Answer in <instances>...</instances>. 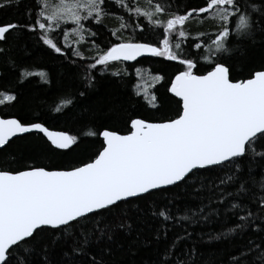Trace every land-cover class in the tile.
<instances>
[{"label":"snow or ice","instance_id":"snow-or-ice-1","mask_svg":"<svg viewBox=\"0 0 264 264\" xmlns=\"http://www.w3.org/2000/svg\"><path fill=\"white\" fill-rule=\"evenodd\" d=\"M22 3L18 20L0 24V59L20 67L9 41L18 33L16 44L33 37L62 68L77 69L66 72L76 87L58 89L59 102L51 110L67 116L79 104V129L53 131L40 116L0 118V264H137L135 257L149 247L153 258L138 264H186L181 257L194 233L229 245L240 242L225 264H264V191L253 198L255 167L264 189V0H201L185 4L183 11L173 10L170 0H0V10ZM112 7L124 14L111 31L115 41L94 46L97 54L81 78L77 60L88 57L80 45L86 35L97 36L86 24L103 25L114 16ZM125 15L135 22H126ZM197 18L213 31L191 37L186 29ZM129 28L132 35L124 37ZM142 57L179 65L164 85L163 99L153 89L164 75L132 65L134 95L143 98L152 116L128 115L122 104L84 103L97 91V66L103 76ZM110 75L125 86L124 77L131 79L127 67ZM28 77L50 83L43 70L25 67L19 82ZM17 98L0 93V105ZM166 102L176 105L174 116H156ZM25 134L36 137L35 154L10 153L13 138ZM88 143L97 146L75 166L35 162ZM201 170L217 172L216 180L201 179ZM182 185L195 201L182 209L172 200L149 199ZM137 222L147 225L148 235ZM192 225L201 231H188ZM177 227L183 235L169 239Z\"/></svg>","mask_w":264,"mask_h":264},{"label":"trees","instance_id":"trees-1","mask_svg":"<svg viewBox=\"0 0 264 264\" xmlns=\"http://www.w3.org/2000/svg\"><path fill=\"white\" fill-rule=\"evenodd\" d=\"M173 5V10L179 8L183 11L185 4H200L201 0H170ZM24 3H22L19 8L9 7L5 10H0V24H6L20 18V14L23 12ZM111 12L114 14L110 15L107 18L103 25L97 26L95 24L87 25L92 30L97 31L96 37L85 36V42L80 45L81 51L84 53L85 57H88L86 60H77V63L82 66L80 70L81 78L84 75L83 69L86 68L87 63L91 62V57L94 55V46H99L104 48L110 44V42L115 41V37L111 36V31L115 30L118 27L116 19L120 15L121 10L116 7L111 8ZM125 20L128 23H134L133 20L128 21L125 15ZM187 31H189L191 37H195L199 31H208L211 32L213 29L209 28L207 25H202L197 18L196 20L189 22L187 26ZM18 33H13L9 37V41L12 43V53L15 57L16 63L20 65L19 68H12L9 64H6L3 59H0V93L3 94H13L17 95V100L7 103L5 105H0V116L1 117H15L22 120H27L29 118L40 116L41 120L46 122L51 130L58 131H69L70 133H75L79 129V124L75 122V118L80 114V105L77 104L75 108L72 109V114L64 115L63 113H55L52 111L54 107V102L58 103V96L62 86L66 87L71 85L74 89L76 87L75 80L72 77L66 75L67 71L76 72L77 69H66L60 66V59L54 58L53 56L47 55L41 50V46L35 43V39L30 36H25L23 38V43L16 44L14 37ZM132 35V29L129 28L123 32L124 37ZM187 54L188 45H184ZM25 49L30 50L25 51ZM192 52H196L193 48ZM70 55V53H69ZM193 58V57H190ZM197 60H200L203 63L202 58L199 56L194 57ZM75 59V57H73ZM139 67L145 70H150L153 74H162L165 77V81L161 84H157L153 91L159 95L161 99L165 97V84L168 79L176 72L179 65L176 62L164 61L162 58H152V57H142L139 58V63L131 62L124 65H116L112 69H109L107 73L103 76L100 75V66H97V69L94 70L97 74V79L99 81L97 91H95L87 101H84L85 104L93 106H108V105H124L126 108L130 109L127 113L128 115L138 116H152L153 110L147 107L144 103L142 97H137L134 95V85L137 83L135 71L132 67ZM27 67L30 71H45L48 73V78L50 83L44 84L39 77H28L23 81L19 82V72L25 70ZM127 67L129 76L124 77L126 81V86L123 82L117 83L118 78L112 77L110 75L111 71H115L116 68ZM131 95V102H129V96ZM139 101V104L136 103ZM176 111V105L171 102H166L161 108L159 113H155L156 116L163 114L164 116H174ZM121 131L125 130L124 125L120 126ZM25 139H16L13 138V143L8 148L10 153H14L16 156H23L27 158L33 156L37 150L36 148V137L34 135L25 134ZM97 146L93 143L81 144L78 147H75L72 151L56 150L48 153L47 158L37 159L35 162L37 164H42L50 168H63L69 166H75L79 164L82 160H85L87 156L91 154V151L94 147ZM11 159V157H10ZM19 163L12 165V167H19ZM204 177H209L212 180H216L217 172L215 171H204L201 170ZM222 174V173H221ZM256 178L255 193L253 198L259 199V196L264 189L260 188L261 180V169L259 167L254 168L253 172ZM190 190L186 189L183 185L177 189L175 187L170 188L169 191L162 194H158L154 198L157 202L172 200L177 208H183L185 204L194 203V199L190 198ZM254 212L259 214L258 206L249 205ZM177 215H183V212H177ZM130 223L132 221H129ZM187 227V222H181ZM260 221H257L259 224ZM137 228H144V235H148L147 225L137 222L135 224ZM213 229L218 228L219 225H212ZM193 228H196L197 231H201L199 226L192 225L188 228V231H192ZM209 229L205 228L203 231H208ZM177 233L183 235V232L179 227L176 228L175 232L169 233V239H172ZM214 234V233H213ZM197 239L200 240L199 243H194ZM239 243L236 242L234 245H229L227 243H221L220 241H209L208 236H203L200 238L195 233L193 235V240L189 241L185 246L184 251L185 255L181 258L186 261V264H225L230 253L239 251ZM194 249V250H193ZM154 253L152 248L141 249L139 254L135 257V260L138 262L143 259H152ZM117 260L120 259L118 254L116 257ZM256 264H259L257 261Z\"/></svg>","mask_w":264,"mask_h":264},{"label":"water","instance_id":"water-1","mask_svg":"<svg viewBox=\"0 0 264 264\" xmlns=\"http://www.w3.org/2000/svg\"><path fill=\"white\" fill-rule=\"evenodd\" d=\"M126 63H131V62H126ZM0 118H15V117H1ZM51 130V129H50ZM53 131H58V130H53Z\"/></svg>","mask_w":264,"mask_h":264},{"label":"rangeland","instance_id":"rangeland-1","mask_svg":"<svg viewBox=\"0 0 264 264\" xmlns=\"http://www.w3.org/2000/svg\"><path fill=\"white\" fill-rule=\"evenodd\" d=\"M97 53H96V51H94V55L93 56H95ZM149 79H150V77H149ZM142 83V82H141Z\"/></svg>","mask_w":264,"mask_h":264}]
</instances>
